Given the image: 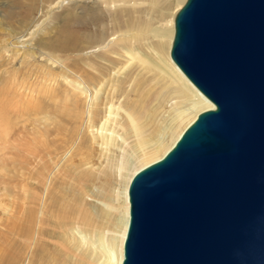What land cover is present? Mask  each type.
I'll use <instances>...</instances> for the list:
<instances>
[{
    "label": "rangeland",
    "instance_id": "obj_1",
    "mask_svg": "<svg viewBox=\"0 0 264 264\" xmlns=\"http://www.w3.org/2000/svg\"><path fill=\"white\" fill-rule=\"evenodd\" d=\"M171 1L0 0V264H94L92 243H80L78 233L91 241L114 234L121 202L111 201V164L121 158L127 168L134 159L123 109L165 116L176 99L170 94L156 105L154 91L140 95L158 85L148 75L137 78L134 62L112 88L97 72L121 59L119 49L128 44L119 36L123 21L164 27ZM116 24L121 31L112 33ZM149 41L135 39L134 46L144 53ZM102 80L89 126L85 96L73 87L91 92ZM108 101L121 106L108 126L120 135L119 148H102L89 131L104 120ZM6 114L11 122L3 127Z\"/></svg>",
    "mask_w": 264,
    "mask_h": 264
},
{
    "label": "water",
    "instance_id": "obj_2",
    "mask_svg": "<svg viewBox=\"0 0 264 264\" xmlns=\"http://www.w3.org/2000/svg\"><path fill=\"white\" fill-rule=\"evenodd\" d=\"M169 53L213 106L132 174L121 264H264V0H184Z\"/></svg>",
    "mask_w": 264,
    "mask_h": 264
},
{
    "label": "bare ground",
    "instance_id": "obj_3",
    "mask_svg": "<svg viewBox=\"0 0 264 264\" xmlns=\"http://www.w3.org/2000/svg\"><path fill=\"white\" fill-rule=\"evenodd\" d=\"M183 1L184 0L171 1L175 8L174 11L170 13L167 25L164 27H152L149 21L143 23L137 18L132 20L129 24L132 27H129L128 21H123L122 27L127 26L123 31L119 30L121 29L119 24L115 25L116 28L112 27L111 29L112 33L114 31H121V33H119L121 41H126L128 44L119 49L121 59L117 60L116 63L108 65L106 68L103 67L104 69L102 68V71L98 70V77L108 75L105 81L111 82V88L113 86L115 87L118 85L122 75L128 74V69L131 63L134 62L138 66L136 72L137 78L148 75L152 81L158 85V89L154 90H152V87L145 90L141 88L140 95H149L154 91L153 99L156 101V105L157 103L161 105L166 102L170 94L172 96L169 98L174 97L176 100L171 108L166 111L165 116L162 114L156 115L155 109L152 108L135 110L132 106L128 105L126 110L123 109L129 125V131L134 137L132 150L134 159L129 163L127 168L124 166L125 163L121 158L118 159L113 166L111 164V170L115 175L111 171L110 173L115 179L116 188L110 195L112 199L110 200L116 203L118 201L121 202L114 218V234L109 236L108 239H105L103 234H98L92 241L81 233H78V235L76 234L77 237L75 238H80V243L87 242L89 245L92 243L91 248L96 253L93 258L94 264H121L123 257V240L129 218L127 188L132 174L141 166L160 158L171 147L182 130L195 118L200 110L213 106V103L185 76L170 57L169 51L173 36V16ZM154 3L155 0H150V6H153ZM23 13L25 12L23 11ZM113 18L117 19V17ZM140 32L144 33L143 38L140 37ZM146 38L152 41L148 43L145 42L144 45L146 48L144 49V53H142L141 49L134 46V42L135 39L140 42V39L145 41ZM102 39L103 38L99 37V40ZM103 83L104 81L102 80L99 86L94 88L91 92H88L83 84L78 83L76 87H73L74 89L78 88L85 96V107H87L85 118L89 126L92 123L89 105L91 99L97 100ZM139 85L140 83L138 86ZM67 100H69L68 97H66V101ZM26 104H28V102ZM77 104L78 103H76V105ZM120 108L121 106L119 103L115 105L113 102L108 101L104 107V120L100 123L97 130L93 133V129L89 128L93 140L95 141L96 138H98L100 140L99 145L102 148H119V146L116 145V141L120 135L116 133L113 126H108L113 122L116 123V117ZM6 116L9 115H1L3 127H5V125L8 126L11 122V118L9 117L8 119ZM140 116L142 117L140 118ZM1 142L5 143V141ZM106 207L114 208L109 204L106 205ZM74 237H72V239Z\"/></svg>",
    "mask_w": 264,
    "mask_h": 264
}]
</instances>
